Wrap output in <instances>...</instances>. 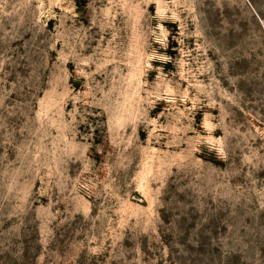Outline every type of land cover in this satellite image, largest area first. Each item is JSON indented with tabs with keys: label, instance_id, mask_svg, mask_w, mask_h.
Returning a JSON list of instances; mask_svg holds the SVG:
<instances>
[{
	"label": "rangeland",
	"instance_id": "obj_1",
	"mask_svg": "<svg viewBox=\"0 0 264 264\" xmlns=\"http://www.w3.org/2000/svg\"><path fill=\"white\" fill-rule=\"evenodd\" d=\"M0 264H264V0H0Z\"/></svg>",
	"mask_w": 264,
	"mask_h": 264
}]
</instances>
